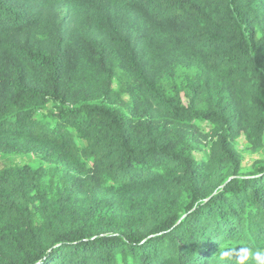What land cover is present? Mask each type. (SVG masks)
Returning a JSON list of instances; mask_svg holds the SVG:
<instances>
[{"label": "trees", "instance_id": "obj_1", "mask_svg": "<svg viewBox=\"0 0 264 264\" xmlns=\"http://www.w3.org/2000/svg\"><path fill=\"white\" fill-rule=\"evenodd\" d=\"M240 137L264 0H0V264H260Z\"/></svg>", "mask_w": 264, "mask_h": 264}, {"label": "rangeland", "instance_id": "obj_2", "mask_svg": "<svg viewBox=\"0 0 264 264\" xmlns=\"http://www.w3.org/2000/svg\"><path fill=\"white\" fill-rule=\"evenodd\" d=\"M238 148L242 152L243 156V170L247 171L252 163L256 161L257 159L264 158V154L262 153H254L250 149L247 148V142L243 137H240L238 139ZM34 157H20V156H4L0 158V168L3 166L11 165V164H33L36 165Z\"/></svg>", "mask_w": 264, "mask_h": 264}, {"label": "clouds", "instance_id": "obj_3", "mask_svg": "<svg viewBox=\"0 0 264 264\" xmlns=\"http://www.w3.org/2000/svg\"><path fill=\"white\" fill-rule=\"evenodd\" d=\"M252 255H253V257L255 258V257H260V256L262 255V253H260V252H256V253H253ZM260 264H264V260H261V261H260Z\"/></svg>", "mask_w": 264, "mask_h": 264}]
</instances>
